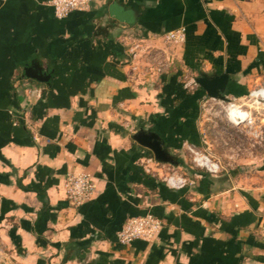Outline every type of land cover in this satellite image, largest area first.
<instances>
[{"label": "crops", "instance_id": "crops-1", "mask_svg": "<svg viewBox=\"0 0 264 264\" xmlns=\"http://www.w3.org/2000/svg\"><path fill=\"white\" fill-rule=\"evenodd\" d=\"M181 28L184 41L164 40ZM132 42L153 58L131 61ZM32 62L47 81L24 74ZM185 72L226 73L227 98L264 82V0H100L62 18L49 0H0V264H264L260 173L194 171L175 189L146 172L138 131L156 132L177 169L200 143L206 94ZM72 171L95 182L77 207ZM146 213L161 220L154 239L118 243Z\"/></svg>", "mask_w": 264, "mask_h": 264}, {"label": "rangeland", "instance_id": "rangeland-1", "mask_svg": "<svg viewBox=\"0 0 264 264\" xmlns=\"http://www.w3.org/2000/svg\"><path fill=\"white\" fill-rule=\"evenodd\" d=\"M197 74L185 72L180 74V78L188 81L191 78L195 79ZM229 99L242 104L251 114L250 118L244 119L245 112L239 109L242 113L240 119L244 122L234 123L229 120L226 111ZM197 110L200 143L193 146L200 153V157H204L205 154L213 162H217L219 170L211 173L204 166H199L193 161L196 155L188 149L191 143H186L182 151L174 155L175 158L183 157L185 167L177 169L169 163L145 161L150 171L159 174L162 178L172 172L178 176H182L183 173L185 178L192 177L194 171L223 176L231 173L236 178L244 174L260 173L264 177V109L255 108L247 96L239 100H234L232 97L220 100L205 95L200 98ZM148 156L153 157V154L150 153Z\"/></svg>", "mask_w": 264, "mask_h": 264}, {"label": "built area", "instance_id": "built-area-1", "mask_svg": "<svg viewBox=\"0 0 264 264\" xmlns=\"http://www.w3.org/2000/svg\"><path fill=\"white\" fill-rule=\"evenodd\" d=\"M100 0H49V4L52 6L54 13L57 17L62 18L68 15L70 12L73 11H85L88 10L93 2H98ZM185 39L184 29H177L168 31L165 33V41L168 43H178L182 42ZM131 45V46H130ZM128 47L129 55L131 57V61L134 60L136 57L137 51H143L139 43L132 42ZM144 55L148 58H153V55L150 51H143ZM137 66L134 65L132 70H136ZM160 69V68H159ZM197 86L194 78L186 81L184 83V87ZM264 89V82L257 84L254 86L250 91L244 96L249 97V100L252 101V105L255 108L264 109V95L261 96H252L251 93L254 91H259ZM243 98V97H242ZM235 100V98H233ZM241 98H238V100ZM238 106L244 112H248L247 109H244L242 104H237L234 101L228 102L227 105V117L232 122L236 123V120L232 118L231 113H229L228 109L230 106ZM249 113V112H248ZM236 115V113H235ZM238 115V114H237ZM232 118V119H231ZM244 122L240 121L239 123ZM188 149L194 154H200L197 152L193 145H189ZM205 159H208L210 162V166H205L204 168L211 173H215L219 170V164L217 162H213L210 157L203 154ZM196 156L193 157V161L197 162L195 159ZM146 161H154L155 163H164L155 160L153 157H147ZM200 166V165H199ZM203 167V166H202ZM146 172H151L148 166H146ZM165 183L175 189L183 188L187 183V178L183 176H178L174 172L169 173L165 177H163ZM95 190V182L92 175L86 171H72L68 172L64 179V191L67 202L69 206L77 207L84 204L93 194ZM161 227V220L158 219L152 213H146L144 215H136L128 217L124 224L122 225L121 229L117 232L116 239L117 242L120 244H128L133 239L139 238L145 241H151L154 239L156 234L159 232Z\"/></svg>", "mask_w": 264, "mask_h": 264}, {"label": "water", "instance_id": "water-1", "mask_svg": "<svg viewBox=\"0 0 264 264\" xmlns=\"http://www.w3.org/2000/svg\"><path fill=\"white\" fill-rule=\"evenodd\" d=\"M110 14L120 21H131V12L123 10L116 5L110 6ZM24 74L40 82H45L48 79V75L43 73L40 69L39 64L31 63L30 66L25 67ZM195 82L201 89L205 92L208 97L216 98L220 100H226L225 96L226 85L228 82V75L226 73L208 76L206 74H201L196 77ZM133 139L143 147L149 149L155 160L164 163H172V156L163 147L162 141L159 135L154 131H144L140 130L134 134Z\"/></svg>", "mask_w": 264, "mask_h": 264}, {"label": "bare ground", "instance_id": "bare-ground-1", "mask_svg": "<svg viewBox=\"0 0 264 264\" xmlns=\"http://www.w3.org/2000/svg\"><path fill=\"white\" fill-rule=\"evenodd\" d=\"M244 112V111H243ZM235 113H236V115H235ZM245 113H247V112H245ZM238 114V115H237ZM241 115H242V113H240V111H235V112H233L232 113V118L233 119H235V120H237L236 122H240V121H242L240 118H241ZM231 118V119H232ZM239 120V121H238ZM204 156V155H203ZM195 159H196V161H198V164L199 165H201V166H210V162H209V160L208 159H205V157H200V154H197L196 155V157H195Z\"/></svg>", "mask_w": 264, "mask_h": 264}, {"label": "clouds", "instance_id": "clouds-1", "mask_svg": "<svg viewBox=\"0 0 264 264\" xmlns=\"http://www.w3.org/2000/svg\"><path fill=\"white\" fill-rule=\"evenodd\" d=\"M251 95L254 97L264 95V89H261L259 91H254L253 93H251ZM228 111H229V113H233L235 111H239V108H238V106L233 105V106L229 107ZM250 116H251L250 113L243 114L244 119H249Z\"/></svg>", "mask_w": 264, "mask_h": 264}, {"label": "flooded vegetation", "instance_id": "flooded-vegetation-1", "mask_svg": "<svg viewBox=\"0 0 264 264\" xmlns=\"http://www.w3.org/2000/svg\"><path fill=\"white\" fill-rule=\"evenodd\" d=\"M149 150V149H148ZM150 151V150H149ZM151 152V151H150ZM152 153V152H151Z\"/></svg>", "mask_w": 264, "mask_h": 264}]
</instances>
